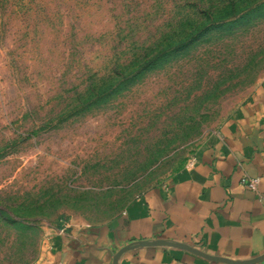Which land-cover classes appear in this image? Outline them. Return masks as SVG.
Segmentation results:
<instances>
[{
	"label": "rangeland",
	"instance_id": "1",
	"mask_svg": "<svg viewBox=\"0 0 264 264\" xmlns=\"http://www.w3.org/2000/svg\"><path fill=\"white\" fill-rule=\"evenodd\" d=\"M198 4L0 0V264L165 182L264 77L263 7L144 66Z\"/></svg>",
	"mask_w": 264,
	"mask_h": 264
},
{
	"label": "crops",
	"instance_id": "2",
	"mask_svg": "<svg viewBox=\"0 0 264 264\" xmlns=\"http://www.w3.org/2000/svg\"><path fill=\"white\" fill-rule=\"evenodd\" d=\"M259 178L256 191L241 184ZM46 233L32 264H113L139 240L184 243L248 261L264 254V77L221 124L207 131L165 182L133 197L109 219H67ZM116 264H227L167 246H139ZM264 264V261L256 263Z\"/></svg>",
	"mask_w": 264,
	"mask_h": 264
},
{
	"label": "trees",
	"instance_id": "3",
	"mask_svg": "<svg viewBox=\"0 0 264 264\" xmlns=\"http://www.w3.org/2000/svg\"><path fill=\"white\" fill-rule=\"evenodd\" d=\"M247 1L250 0H199L198 12L195 11V16L189 18V21L194 24L188 26L182 24L183 31L181 29L173 41H168L164 45L159 44L158 46L162 50L153 56L151 62L144 60V66L157 61L159 56L168 53L169 49L182 50L195 44L199 38H205L222 30H232L246 24L251 20V14L256 7L264 8V0H257L258 3H254V5L248 4Z\"/></svg>",
	"mask_w": 264,
	"mask_h": 264
},
{
	"label": "water",
	"instance_id": "4",
	"mask_svg": "<svg viewBox=\"0 0 264 264\" xmlns=\"http://www.w3.org/2000/svg\"><path fill=\"white\" fill-rule=\"evenodd\" d=\"M139 246H167V247H175V248H180L186 251H189L195 255L201 256L207 260L210 261H216V262H222V263H227V264H256L259 262L264 261V254L260 255L256 258H253L251 260L248 261H233L227 258H222V257H216V256H211L208 255L198 249L192 248L184 243H180V242H172V241H166L163 239H157L154 241H147V240H139L137 242L131 243L129 245H126L124 247H122L121 249H119L113 256V264H116L117 259L125 252L135 249Z\"/></svg>",
	"mask_w": 264,
	"mask_h": 264
},
{
	"label": "built area",
	"instance_id": "5",
	"mask_svg": "<svg viewBox=\"0 0 264 264\" xmlns=\"http://www.w3.org/2000/svg\"><path fill=\"white\" fill-rule=\"evenodd\" d=\"M240 182L248 189L252 191H256L259 185V178H251V177L243 176ZM61 223H62V227L64 228L66 226V223L64 221H62Z\"/></svg>",
	"mask_w": 264,
	"mask_h": 264
}]
</instances>
